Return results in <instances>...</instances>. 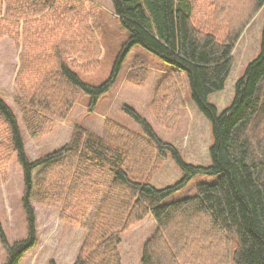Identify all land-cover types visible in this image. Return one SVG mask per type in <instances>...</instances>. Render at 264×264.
Here are the masks:
<instances>
[{
	"label": "trees",
	"instance_id": "16d2710c",
	"mask_svg": "<svg viewBox=\"0 0 264 264\" xmlns=\"http://www.w3.org/2000/svg\"><path fill=\"white\" fill-rule=\"evenodd\" d=\"M128 31L113 71L100 86L76 73H92L102 55L100 11L90 0H0V42L18 48L13 96L30 137L52 133L65 122L80 95L89 110L113 85L119 62L134 46L172 69L156 85L151 112L175 129L185 88L207 120L211 144L206 166L190 164L164 142L134 109H121L141 130L106 121L101 136L71 125L69 140L36 158L26 151L16 113L0 89V180L16 158L22 172L21 205L26 236L9 244L2 264H19L38 242L34 204L56 209L66 224L87 233L74 264H122V236L151 216L157 229L140 264H264V25L257 56L234 84L229 106L219 111L212 94L224 90L233 50L264 0H110ZM126 81L142 87L149 71L135 57ZM170 157L182 176L176 185L154 187V173ZM198 174L218 176L197 185L189 198L163 203Z\"/></svg>",
	"mask_w": 264,
	"mask_h": 264
},
{
	"label": "rangeland",
	"instance_id": "374dc122",
	"mask_svg": "<svg viewBox=\"0 0 264 264\" xmlns=\"http://www.w3.org/2000/svg\"><path fill=\"white\" fill-rule=\"evenodd\" d=\"M90 1L95 3L100 11L102 55L95 71L86 74L78 71L76 73L84 83L100 86L109 79L122 46L128 38V31L120 19L114 15L110 0ZM263 25L264 7L245 27L233 50L234 61L224 90L212 94L209 98L219 111L230 105L236 80L241 76L246 64L257 56ZM135 57L144 59L149 71L148 80L142 87L126 81V75L134 66L135 59H139ZM17 68L18 48L10 38H6L0 42V89L5 93L6 102L18 117L26 151L30 158L34 159L55 151L68 142L71 125L101 136L104 124L109 120L128 130L141 133V130L121 109L125 105L139 113L152 126L157 136L175 147L185 161L194 165H208V149L211 144L210 127L191 102L187 84H184L185 107L182 109L176 128H163L154 120L151 112L154 89L172 67L145 49L134 46L123 55L113 85L98 99L92 110L88 108L89 97L85 94L80 95L66 121L57 122L52 133L38 139L28 134L13 98ZM181 176L178 167L168 157L154 173L151 184L156 188L176 185ZM217 179L218 176L195 175L183 187L176 189L165 198L163 203L192 197L196 194L197 185L212 183ZM22 189V172L14 157L7 167V179L0 180V227L9 244L26 236V220L21 205ZM34 210L38 242L24 255L19 264H74L85 243L87 233L79 227L66 224L59 218V212L56 209L36 203ZM156 229V223L151 216H147L142 222L131 227L121 238L119 246L121 263L140 264L143 246ZM5 255V248L0 243V264L4 261Z\"/></svg>",
	"mask_w": 264,
	"mask_h": 264
}]
</instances>
